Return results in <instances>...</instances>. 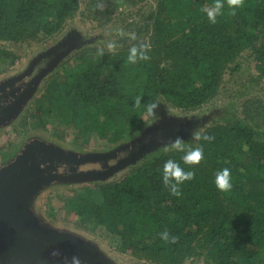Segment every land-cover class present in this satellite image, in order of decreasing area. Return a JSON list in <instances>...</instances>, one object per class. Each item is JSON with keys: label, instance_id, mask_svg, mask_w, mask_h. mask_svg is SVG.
Wrapping results in <instances>:
<instances>
[{"label": "trees", "instance_id": "16d2710c", "mask_svg": "<svg viewBox=\"0 0 264 264\" xmlns=\"http://www.w3.org/2000/svg\"><path fill=\"white\" fill-rule=\"evenodd\" d=\"M213 4L155 0L148 24L137 30V41L114 52L104 48L102 57L97 48L76 52L66 62L72 59L74 66L46 79L34 105L36 123L65 126L83 139L118 143L142 130L149 102L185 111L212 100L244 53L264 79V0H245L235 16L224 0L215 24L201 11ZM78 9L79 0H0V67L14 64L20 56L16 48L58 34ZM141 41L150 44L151 59L127 62L130 47ZM138 96L141 108L134 107ZM201 133L215 139L185 143L203 146L199 165H185L183 152L160 150L118 179L83 187L68 203L77 227L99 228L116 240L120 251L155 264L198 258L205 264H264V130L228 118ZM169 159L195 172L193 180L180 186L179 197L163 184V165ZM223 168L231 171L228 193L215 185ZM164 231L178 242L162 240Z\"/></svg>", "mask_w": 264, "mask_h": 264}, {"label": "rangeland", "instance_id": "374dc122", "mask_svg": "<svg viewBox=\"0 0 264 264\" xmlns=\"http://www.w3.org/2000/svg\"><path fill=\"white\" fill-rule=\"evenodd\" d=\"M104 4L105 11H94L89 0H79V9L58 34L31 47L16 48L20 56L14 64L0 67V93L4 88H19V93H14L16 103L0 118V171L14 166L34 148L78 164L102 163L92 173L51 176L36 182L20 202L19 213L39 232L88 249L98 264H155L120 251L116 240L99 228L77 227V217L68 211V203L83 187L118 179L147 155L172 149L170 141L178 136L185 143L194 142L193 130L203 132L228 118L244 120L264 130V79L253 59L244 53L232 65L233 71L226 73L212 100L185 111L159 102V119L148 117L134 138L118 143H109L102 137L83 139L62 125L37 124L34 105L48 77L61 75L74 66L72 59L66 62L80 50L107 48L110 41H115L116 48L132 44L135 41L128 35L119 36L116 30L138 37L137 30L148 24L147 17L155 9V0H112ZM184 264L205 263L198 258Z\"/></svg>", "mask_w": 264, "mask_h": 264}, {"label": "clouds", "instance_id": "9594fccd", "mask_svg": "<svg viewBox=\"0 0 264 264\" xmlns=\"http://www.w3.org/2000/svg\"><path fill=\"white\" fill-rule=\"evenodd\" d=\"M228 8L231 9L230 15L235 16L236 10L243 8L245 6V0H226ZM224 9V0H214V4L212 6H206L201 9L203 13H206L208 20L215 24L217 23V17L223 15ZM94 11H105V4L103 0H98V3L94 6ZM117 34L121 37L128 35V37L132 41L137 40V36L135 33H125L123 29H117ZM116 49L115 41H110L107 43V50L109 52H114ZM151 50V46L147 42H139L138 44H133L129 49V54L127 57V62L135 64L138 61H149L151 56L149 52ZM105 54L104 48H98L96 51V55L102 57ZM27 81H25L26 83ZM142 97H136L134 101L135 108L142 107ZM146 113L149 117L153 118V120L159 119V108L160 104L158 102H149L144 106ZM192 137L196 141H204L207 143H211L215 137L206 133H201L200 131L193 130ZM171 148L178 152L185 153L182 156V161L185 165L195 166L199 165L204 160V148L202 145H198L195 148L186 147L183 138L176 137L174 140L170 141ZM115 163V161L111 162ZM195 178L194 171H186L181 165L172 160H167L163 165L162 170V180L165 188H167L171 195L173 196H181V185L186 181H191ZM215 185L216 188L222 193H228L233 188L231 171L229 168H223L218 171L215 176ZM160 237L166 243H177L178 237L170 236L167 231L160 233ZM61 255L59 250H53L51 252L52 257H59ZM65 264H68V258L64 257ZM70 264H82L79 256H72Z\"/></svg>", "mask_w": 264, "mask_h": 264}, {"label": "water", "instance_id": "95a60500", "mask_svg": "<svg viewBox=\"0 0 264 264\" xmlns=\"http://www.w3.org/2000/svg\"><path fill=\"white\" fill-rule=\"evenodd\" d=\"M16 101L17 99L2 109L0 112V118L5 115V112H7L16 103ZM38 153H45L50 156L48 153L40 152V150H36V148H34L27 153L28 155L26 157L17 162L14 166L0 171V253H17L34 257L40 253L39 249L44 251V253L48 252V246L44 244L41 238L56 239L58 242L64 243L70 248L83 252L90 260H94L97 263L96 259L90 255L88 249L68 242L66 239L63 240L61 238L52 237V235L47 236L39 232L19 213L18 209L20 202L23 201L27 190H29L36 182L51 176H75L81 173L95 172L87 170L86 168L80 166L81 164L75 163L73 160L57 155L50 156L53 159L56 158L54 165L44 168L40 166L26 167L24 170L20 169L18 172L8 176V173L26 161L27 158H30ZM32 170H34V173ZM35 175H39V177L34 180L27 181ZM12 194L16 195L17 198H15L13 209H11L13 220L10 223L5 217L3 202L7 198L11 197Z\"/></svg>", "mask_w": 264, "mask_h": 264}, {"label": "flooded vegetation", "instance_id": "af4514ba", "mask_svg": "<svg viewBox=\"0 0 264 264\" xmlns=\"http://www.w3.org/2000/svg\"><path fill=\"white\" fill-rule=\"evenodd\" d=\"M19 93V88L16 89H8L4 88L0 93V112L3 108L7 107L10 103L15 100L14 93ZM56 158H51L45 153H38L30 158H27L22 164H20L17 168L8 173V176L18 172L20 169L24 170L26 167L32 166H40L42 168L51 166L55 164ZM98 164V165H97ZM97 164H81L80 166L86 168L87 170H99L102 163ZM34 173V170H32ZM63 173V172H62ZM39 175H35L34 177L29 178V180H34L38 178ZM16 195L12 194L11 197L7 198L3 202V210L6 217V220L11 223L13 220L11 209L14 207ZM41 240L46 244L48 252L44 253L41 249H39L40 253L31 257L25 254H17V253H0V264H65L64 257L68 258V264L71 262L72 256H79L82 264H97L94 260H90L87 255L83 252H80L77 249H73L68 247V245L58 242L56 239H46L41 238ZM46 247V246H45ZM53 250H59L61 255L59 257H52L51 252Z\"/></svg>", "mask_w": 264, "mask_h": 264}]
</instances>
